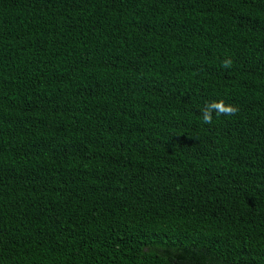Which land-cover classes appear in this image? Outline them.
Here are the masks:
<instances>
[{"label":"trees","instance_id":"1","mask_svg":"<svg viewBox=\"0 0 264 264\" xmlns=\"http://www.w3.org/2000/svg\"><path fill=\"white\" fill-rule=\"evenodd\" d=\"M0 264H264V0H0Z\"/></svg>","mask_w":264,"mask_h":264},{"label":"clouds","instance_id":"2","mask_svg":"<svg viewBox=\"0 0 264 264\" xmlns=\"http://www.w3.org/2000/svg\"><path fill=\"white\" fill-rule=\"evenodd\" d=\"M233 65V60L231 58L222 61V66L225 68H231ZM238 112V108L232 104H226L223 100L212 101L207 103L201 109L202 123L211 125L213 123V113L216 117L220 116H233Z\"/></svg>","mask_w":264,"mask_h":264}]
</instances>
